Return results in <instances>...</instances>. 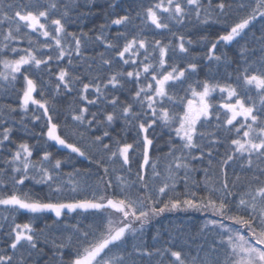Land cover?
<instances>
[{
  "label": "snow or ice",
  "instance_id": "snow-or-ice-1",
  "mask_svg": "<svg viewBox=\"0 0 264 264\" xmlns=\"http://www.w3.org/2000/svg\"><path fill=\"white\" fill-rule=\"evenodd\" d=\"M0 264H264V0H0Z\"/></svg>",
  "mask_w": 264,
  "mask_h": 264
},
{
  "label": "trees",
  "instance_id": "trees-1",
  "mask_svg": "<svg viewBox=\"0 0 264 264\" xmlns=\"http://www.w3.org/2000/svg\"><path fill=\"white\" fill-rule=\"evenodd\" d=\"M98 23H99V21H98ZM19 219L21 221H23L26 219V217L21 216V217H19ZM202 219L203 218L198 213H192L190 215L175 214V215H169L166 219H164L162 221V223L167 224L169 222V220L172 221L173 223L182 221V222L188 224L190 227L194 228L195 226H197L201 223Z\"/></svg>",
  "mask_w": 264,
  "mask_h": 264
}]
</instances>
